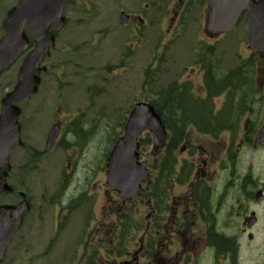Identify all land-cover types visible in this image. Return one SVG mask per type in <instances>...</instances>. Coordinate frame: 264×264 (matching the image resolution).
Instances as JSON below:
<instances>
[{"label": "flooded vegetation", "instance_id": "obj_1", "mask_svg": "<svg viewBox=\"0 0 264 264\" xmlns=\"http://www.w3.org/2000/svg\"><path fill=\"white\" fill-rule=\"evenodd\" d=\"M140 1L131 15L134 24L144 20L143 11L138 10L143 7L145 12L151 9L145 18L152 24L169 21V26L174 25L176 14L173 10L170 15L168 0H150L143 5ZM254 56L264 58V53L252 55L251 61H258ZM253 64L258 63L246 71L247 80L225 95L221 83L226 78L214 75L212 86L206 85V70L201 67L204 61L198 62V80L204 86L196 101L201 106L190 108V113L182 109L177 114L183 112V116L167 118L165 146L155 155H142L151 181L143 184L139 196L123 199L118 206L122 211L133 209L131 228L120 236L106 212L97 213L106 210V204L95 213L92 202L86 229L76 241L82 250L81 264H217L222 256L226 264H242L240 255L252 248L260 235L264 247V68ZM190 72L188 80L194 70ZM230 81L236 82L233 76ZM58 123L63 124L61 120ZM193 124H199L198 129H192ZM61 143L60 132L52 149ZM27 157H31L29 152ZM23 176H17V181ZM13 177L10 171L8 182L12 185ZM107 187L96 181L93 195L101 188L105 195ZM16 192L20 193L17 188ZM64 214L60 215L64 227H74L72 212Z\"/></svg>", "mask_w": 264, "mask_h": 264}, {"label": "rangeland", "instance_id": "obj_2", "mask_svg": "<svg viewBox=\"0 0 264 264\" xmlns=\"http://www.w3.org/2000/svg\"><path fill=\"white\" fill-rule=\"evenodd\" d=\"M17 1L0 0V38L3 35L1 24L6 13L17 4ZM134 4V1L130 0H85L69 6L67 8L68 24L58 33L56 46L52 49L51 56L44 62L48 69L42 73L41 88L28 102L20 104L22 138L31 148L43 146L46 134L57 118L74 117L84 112L89 118L101 120L102 125L94 127L93 132L95 133L89 136L83 149L78 147L77 154L72 153L74 148L65 150L69 151L72 157L70 176L73 175V187L78 186L79 188L80 185L87 183L92 186L95 181L103 179L101 170L105 167L104 157H107L109 147L122 131V124L119 123L123 117L121 113L127 114L131 108L129 101L124 103L122 109L117 107L125 100L124 98L120 103L116 102L118 95L122 93L123 97V93H126L129 96L128 100L133 98V94L136 98L145 97V93L138 87V80L141 74H145L144 66L147 65L149 54L153 51L150 39L152 38L154 42L157 36L159 58L165 59L158 67L161 69L159 78L152 80L148 85V90L153 94L152 97L155 92L167 85L175 71L181 67L192 66L194 51L191 50L190 45L194 42L195 36L193 21L200 14V6L196 4L194 10L185 15L184 20L189 21L187 27H178L179 24H177L169 35L159 28L156 33L152 26L143 27L139 34L143 38L142 42L139 41L142 46L139 52L142 60V73L133 61L126 60V69L120 66L121 55L127 51L129 44L134 42V38L131 33L132 25H117L116 16L121 10L133 12ZM239 30L235 31L231 38L238 37ZM166 40H171V43L166 49L160 48ZM235 41L234 38L230 43L233 44ZM228 42L229 40H225V43ZM25 56L24 54L10 70L0 77V107L1 98L17 82V73ZM108 61L112 68L117 70L105 75L106 83L95 84L94 79H91L92 74L102 78L104 76L102 68ZM231 62L232 60L227 61L226 64L230 65ZM98 68L99 71H97ZM93 85H96L97 90L102 89V93L98 91V94L94 96L93 105H95L91 113L89 108H77L82 104V100L78 102L73 97L80 93L82 97L85 93L90 96L93 93L90 86ZM73 91L78 92L73 97H69ZM60 104L63 105L61 109H59ZM22 156L23 150L19 149L14 158L15 166L23 162ZM59 157L60 160L56 161V168L50 165L48 159L43 158L38 170L28 169L30 172H27L24 186L19 185V188L31 197L33 211L26 218L25 225L12 245L11 251L8 252L4 264H80V252L76 250L73 254L78 233L70 234L67 230L61 234L58 233L56 211L60 202L68 203V205L72 202L76 204L78 209L74 213L72 223H76L77 226L86 217L88 211L84 201L80 204H77L75 200L68 202L66 199L70 193H64L62 196L57 194L61 186L58 183L60 167L57 166L61 164L64 170L67 168L65 152ZM76 163L78 165L75 167ZM82 168L84 169L81 170ZM14 171L18 172V169ZM96 194L99 196V199H96L101 202L100 206L103 203L107 205L105 212L108 216L113 210H109V205L115 208V204L111 202L114 192L108 191L103 199L100 198L101 190ZM2 198L0 196V203L3 202ZM262 251L264 252V247ZM77 255H80V258ZM263 260L259 255L252 263L263 262Z\"/></svg>", "mask_w": 264, "mask_h": 264}, {"label": "water", "instance_id": "obj_3", "mask_svg": "<svg viewBox=\"0 0 264 264\" xmlns=\"http://www.w3.org/2000/svg\"><path fill=\"white\" fill-rule=\"evenodd\" d=\"M74 0H19L18 4L7 13L2 26L4 35L0 39V73L8 69L29 46L30 34L36 45L28 54L19 72V82L15 89L3 99L0 116V161L7 163L14 148L21 143L20 127L17 121L20 109L15 106L37 92L40 83L41 62L49 53L50 44L55 37L50 30L62 28L66 19L63 16L67 2ZM208 21L214 30H231L239 18L243 8L249 9L248 21L259 23L260 31H264V0H209ZM124 18V16H123ZM260 32V33H261ZM150 129L157 134V139L165 135L164 125L152 105L139 103L134 108L125 128V135L115 145L109 163L108 181L111 185L122 187L126 196H133L139 188L140 181L147 177V171L137 162L139 148L137 138L142 131ZM4 177L0 179V189H8ZM14 226L11 233L6 234L0 250L10 235L17 229L22 215L29 211L24 202L15 208Z\"/></svg>", "mask_w": 264, "mask_h": 264}, {"label": "trees", "instance_id": "obj_4", "mask_svg": "<svg viewBox=\"0 0 264 264\" xmlns=\"http://www.w3.org/2000/svg\"><path fill=\"white\" fill-rule=\"evenodd\" d=\"M215 79V78H214ZM225 81V80H224ZM223 81V82H224ZM239 85L240 84H237L236 85V87H239ZM166 96H168V95H166ZM169 98H168V101L170 100V106H169V108H170V110H171V113L174 115V116H177L178 114V112L179 111H182V109H184V107L185 106H187V103H186V99L185 98H183V96H179V95H177V96H168ZM159 112H161L162 113V110L159 108V110H158ZM194 112L196 111V109L195 110H193ZM188 113H190V111H188ZM195 114V113H194ZM163 115V114H162Z\"/></svg>", "mask_w": 264, "mask_h": 264}]
</instances>
